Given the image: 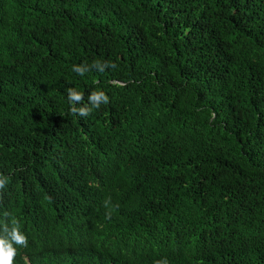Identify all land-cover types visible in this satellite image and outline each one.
Segmentation results:
<instances>
[{"label": "trees", "instance_id": "16d2710c", "mask_svg": "<svg viewBox=\"0 0 264 264\" xmlns=\"http://www.w3.org/2000/svg\"><path fill=\"white\" fill-rule=\"evenodd\" d=\"M0 238L264 264V0H0Z\"/></svg>", "mask_w": 264, "mask_h": 264}, {"label": "clouds", "instance_id": "9594fccd", "mask_svg": "<svg viewBox=\"0 0 264 264\" xmlns=\"http://www.w3.org/2000/svg\"><path fill=\"white\" fill-rule=\"evenodd\" d=\"M71 92V90H69ZM82 99V94L72 93L71 100L72 101H80ZM91 99L94 101V105L96 108L100 107V101H103L104 104L109 102V97L102 91L94 92ZM82 115H88L89 110L81 109ZM111 213L108 214L110 217ZM13 240L24 247H27L28 240L27 237L16 230L13 232ZM16 256V249L13 248L12 244L0 238V264H13L14 258ZM167 264V261H166Z\"/></svg>", "mask_w": 264, "mask_h": 264}]
</instances>
